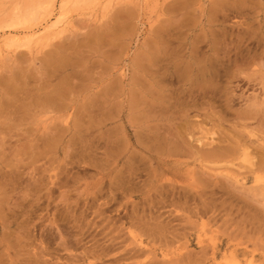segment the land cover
<instances>
[{
	"label": "rangeland",
	"instance_id": "obj_1",
	"mask_svg": "<svg viewBox=\"0 0 264 264\" xmlns=\"http://www.w3.org/2000/svg\"><path fill=\"white\" fill-rule=\"evenodd\" d=\"M66 1L0 52V264H264V0Z\"/></svg>",
	"mask_w": 264,
	"mask_h": 264
},
{
	"label": "bare ground",
	"instance_id": "obj_2",
	"mask_svg": "<svg viewBox=\"0 0 264 264\" xmlns=\"http://www.w3.org/2000/svg\"><path fill=\"white\" fill-rule=\"evenodd\" d=\"M64 1H66V0H64ZM67 2L68 1H66V2H64L63 4L61 3L60 4V7H58L59 8V13L57 14V19L55 20V21H53L52 20V22L49 20V19H42V20H40V22L39 23H36V25H32V26H29L28 28H24V30H19L18 31V33L17 34H15L13 37H12V39H11V37H8L9 38V41H8V39H5L4 41H2L3 42V44L1 43V41H0V52L4 49L3 47H8V46H10V45H13L11 42H10V40L12 41V40H17V39H27V40H34V39H36V41L37 40H40V39H38V38H41V37H43L44 36V34L45 33H47V32H49V31H53L54 29H56V28H58L59 27V25H60V23L63 21V19H64V11H62V8H65L64 6H66L67 5ZM39 3H41V2H39ZM50 3H51V1L49 2V5H48V7L50 6ZM38 4V3H37ZM48 4V3H47ZM52 4V3H51ZM59 4V3H58ZM230 4H232V3H230ZM234 4V3H233ZM17 5V4H16ZM55 5V4H54ZM223 5V4H222ZM28 6V5H27ZM31 6V5H30ZM25 8V7H24ZM43 8V7H42ZM51 8H53V7H51ZM21 9V8H20ZM39 10V9H38ZM38 10H36V13H34V15H32L30 18H29V20H35L36 21V19L35 18H37V17H39V16H37V11ZM44 10V9H43ZM46 10V9H45ZM51 10V9H50ZM13 11V10H12ZM26 11V10H25ZM14 12V11H13ZM16 12V11H15ZM40 12V11H39ZM26 13H27V11H26ZM47 13V12H46ZM13 14V13H12ZM16 14H18V15H12V16H14V19H16L18 16H19V13H16ZM31 13H29V15H30ZM33 14V13H32ZM40 14V13H39ZM28 15V14H27ZM26 15V16H27ZM28 15V16H29ZM24 16V15H23ZM11 18V17H10ZM21 18V17H20ZM41 18V17H40ZM12 20V19H11ZM11 20H8V21H11ZM18 20H20V19H18ZM29 20H28V22H29ZM6 21V20H5ZM2 22V21H1ZM26 22V21H25ZM37 22V21H36ZM11 23V22H10ZM33 24H34V22H32ZM4 24H5V22H4ZM6 24H8L7 22H6ZM15 24V23H14ZM13 24V25H14ZM17 24V23H16ZM24 24V23H23ZM2 25V24H1ZM18 25H20V23L18 24ZM26 25H28V24H26ZM1 27V26H0ZM4 27H6V26H4ZM13 29V28H12ZM18 29V28H17ZM17 31V30H16ZM54 32V31H53ZM21 35V36H17V35ZM49 34V33H48ZM17 36V38H15ZM43 39H44V37H43ZM15 40H14V42H15ZM35 41V40H34ZM35 41V42H36ZM10 42V43H9ZM34 42V43H35ZM16 43V42H15ZM15 45V44H14ZM11 47V46H10ZM10 47H8V48H10ZM7 48V49H8ZM5 50V49H4ZM12 50V49H11ZM156 55V54H155ZM153 56H154V54H153ZM153 56H152V60L155 62L156 61V58H157V55H156V58L154 57L153 58ZM222 57V56H221ZM159 58V57H158ZM225 58V57H224ZM250 61V60H249ZM157 62V61H156ZM223 63V62H222ZM155 64V63H154ZM206 64V63H205ZM192 65V64H191ZM160 66V65H159ZM228 68V67H227ZM233 68V67H232ZM225 69V68H224ZM156 70V69H155ZM200 70H202V69H200ZM236 70V69H235ZM184 71V70H183ZM208 71V70H207ZM206 71V72H207ZM213 71V70H212ZM212 71H211V73H212ZM158 72V71H157ZM156 72V73H157ZM162 72V71H161ZM200 72V71H199ZM176 73V72H175ZM179 73V72H178ZM208 73V72H207ZM162 74H163V72H162ZM202 74V73H201ZM205 74V73H204ZM167 75V74H166ZM209 75H210V72H209ZM212 75V74H211ZM235 75V74H234ZM207 76V75H206ZM169 78H171V77H169ZM156 79V78H155ZM154 79V80H155ZM159 79V78H158ZM166 79V78H165ZM197 79H199V78H197ZM209 79H210V76H209ZM226 79V78H225ZM192 80V79H191ZM202 80H203V78H202ZM184 81V80H183ZM155 82V81H154ZM157 83V82H156ZM163 85V84H162ZM155 86V85H154ZM201 86V85H200ZM155 88L157 89V86H155ZM202 88H203V86H202ZM212 89V88H211ZM160 91V90H159ZM187 91V90H186ZM203 91V90H202ZM228 91V90H227ZM216 92V91H215ZM227 93V92H226ZM155 94V93H154ZM158 94H155L154 95V98L156 99V101H157V98H158V96H160V95H158ZM199 101V100H198ZM204 101V100H203ZM177 102V101H176ZM206 102V101H205ZM211 102V101H210ZM192 104V103H191ZM180 105V104H179ZM178 105V106H179ZM195 105V104H194ZM202 105V104H201ZM253 105V104H252ZM251 106V105H250ZM155 107V106H154ZM179 108V107H178ZM182 108V107H181ZM180 108V109H181ZM182 110V109H181ZM189 110H190V108H189ZM185 111V110H184ZM187 113V112H186ZM248 114V113H247ZM214 115V114H213ZM213 132V131H212ZM171 139V138H170ZM205 143V142H204ZM206 144V143H205ZM211 144V143H210ZM226 146V145H225ZM227 147H228V145H227ZM214 148V147H213ZM210 149H212V148H210ZM209 151V150H208ZM227 151V150H226ZM245 151H247V149L245 150ZM245 151H243L244 153H245ZM212 152V151H211ZM215 152H216V150H215ZM247 153H248V151H247ZM208 154V153H207ZM246 154V153H245ZM215 155V154H214ZM220 155V154H219ZM224 156V155H223ZM252 156V155H251ZM212 157V156H211ZM214 157V156H213ZM217 157V156H216ZM251 158V157H250ZM251 161V160H250ZM252 162H253V160H252ZM252 164V163H251ZM253 164H254V162H253ZM257 164V163H256ZM253 166V165H252ZM251 167V166H250ZM263 170V169H262ZM257 171V170H256ZM259 172V171H258ZM229 178V177H228ZM235 187V186H234ZM213 205V204H212ZM203 210V209H202ZM189 251V250H188ZM194 254V253H193ZM185 255V254H184ZM176 262V261H175ZM185 263V262H184ZM246 263V262H245ZM178 264V263H177ZM249 264H253V261H250L249 262Z\"/></svg>",
	"mask_w": 264,
	"mask_h": 264
}]
</instances>
